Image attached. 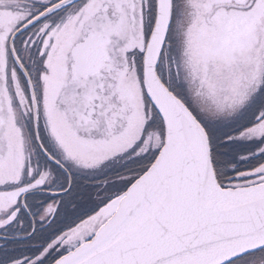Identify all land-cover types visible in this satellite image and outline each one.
<instances>
[{
	"label": "snow or ice",
	"instance_id": "6c2138e0",
	"mask_svg": "<svg viewBox=\"0 0 264 264\" xmlns=\"http://www.w3.org/2000/svg\"><path fill=\"white\" fill-rule=\"evenodd\" d=\"M0 264H264V0H0Z\"/></svg>",
	"mask_w": 264,
	"mask_h": 264
}]
</instances>
